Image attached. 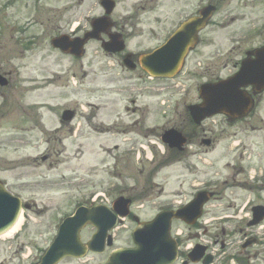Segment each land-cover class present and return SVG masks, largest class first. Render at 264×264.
<instances>
[{
  "label": "rangeland",
  "instance_id": "374dc122",
  "mask_svg": "<svg viewBox=\"0 0 264 264\" xmlns=\"http://www.w3.org/2000/svg\"><path fill=\"white\" fill-rule=\"evenodd\" d=\"M116 1L118 7L112 18L119 25L117 27L125 32V37L130 42L129 51L136 50V52L158 45L191 13H195L201 3V0ZM6 2L7 0H0V30L2 29L5 42L8 36L12 35V32H9L12 13L19 19L42 18L43 26H38L39 30L32 26L31 34L41 35L42 31L44 37L41 35L38 38V46L34 51L36 53L27 54L25 64L12 61L9 66L5 63L8 71L2 70V72H12V83L8 89L0 88V180L22 192L23 199L33 205L24 215L21 230L9 238L0 239V264L38 262L52 243L63 219L70 216L80 205L87 204L92 194L104 192L108 194V187L114 185L117 190L111 191L110 194L116 193L115 196L124 194L131 198L133 219L130 216L119 226L115 233L113 248L103 254L88 253L82 260L68 258L61 263L105 264L112 250L132 246L131 233L137 225L136 219L140 222L153 219L158 210L168 205L169 200L179 199L186 193L185 190L189 192V187L185 188L184 183H181L186 174L189 185H191L190 180L196 177L194 174L193 177L189 176L183 165L172 163L170 166L169 155L155 164L150 162L151 158L147 157L146 153H141L138 158V147L144 146L148 138L141 136L152 127L157 129V132L163 126L168 127L173 124H182L184 127L190 120L186 107L200 99L198 89L201 84L218 77H225L232 70L233 63L242 57L241 53L264 44V0H232L225 8L221 7L215 17V31L207 32L204 40L189 54L182 73L172 82H159V85L152 83L150 88L154 90H141V86H137L133 98H139L136 104L142 109L139 111L131 109L129 112L123 111L128 106L129 97L128 91L125 90L128 83L124 79L136 76L138 72L109 66L101 56L98 58V64L94 62L92 58L95 50L101 53L97 43H91L86 47V55L82 60L65 56L62 58L52 54L49 49L50 38L61 32L62 26L66 31L78 23L81 17L102 13L100 0H42L41 3L47 9L43 13L35 10L38 6H33L34 0H18L15 6H7ZM142 2H146L144 7L137 9ZM226 15L229 18L234 17L235 20L227 24L224 18ZM137 19L140 20V24H137ZM220 21L224 22L220 23ZM141 33L143 37L140 36ZM229 50H234V53L229 54ZM7 51L8 49L3 50L5 53ZM219 54L221 57L218 60L210 59ZM17 57L16 53H13L8 58L18 60ZM13 65L20 68L21 74L16 72ZM44 66L49 67L51 73L61 72L65 76L55 84L53 90L27 93L22 88L26 84H18L17 78L22 75V79L30 80L33 71L44 69ZM73 74L76 76V86L73 83ZM98 75L101 81L96 78ZM115 77H118V81H112ZM31 85L37 87L28 83V86ZM128 88L130 92L135 86ZM157 89L161 90L157 91ZM97 96H101L102 101L94 102ZM143 96L145 97L142 98ZM18 100L21 101L22 106L50 103H48L50 110L44 109L41 119L48 131L59 126L58 120L62 109H77L79 117L75 123L81 124L77 138L65 132L62 135L63 149L61 143L57 141L50 145V148H59L61 154L55 156L50 152L52 160L42 163L40 157L49 148L46 143L48 132L34 133L32 137L27 138L12 136L14 134L12 122L20 115ZM90 104L102 108L100 113L90 108ZM92 113L97 115L98 122L106 121L105 127L115 118L120 121L118 123L120 126L121 122L128 125L135 119H141L140 124L133 129L141 136L95 135L90 131L87 123ZM258 113L264 119V106H261ZM247 123L256 127L264 126L256 118H250ZM213 125L214 133L218 135L226 123L222 118L217 117ZM228 129L235 130L238 126ZM248 132V137L243 134L241 138L246 141L249 139L251 148L258 150L256 142L264 139V132L253 133L249 128ZM68 136L70 138H67ZM149 140L156 139L150 137ZM116 144L120 146V150L119 153L111 154L113 158L101 149L112 148ZM199 145L198 140L194 141L196 150L199 149ZM132 148L136 151L131 150ZM204 150L205 148L202 147L198 152L203 153ZM218 150L216 147L214 151L203 155L195 153L192 158L198 160L199 157L211 156V166L204 170L207 172L211 170L210 173L222 171L224 164L231 160L227 158L222 161ZM155 153L162 155L157 149ZM122 155L124 156L121 158ZM126 155L128 156L125 157ZM118 159L120 160L116 162ZM164 162L167 166H164ZM205 180L208 179L202 176V180L196 179L192 184ZM175 192L177 195L173 199L172 195ZM207 210H210V207ZM174 228L178 233H182L187 245L193 243L190 236H193L194 230L177 223ZM92 234L91 227L84 229L83 241L87 242ZM258 264L262 263L258 262Z\"/></svg>",
  "mask_w": 264,
  "mask_h": 264
},
{
  "label": "flooded vegetation",
  "instance_id": "af4514ba",
  "mask_svg": "<svg viewBox=\"0 0 264 264\" xmlns=\"http://www.w3.org/2000/svg\"><path fill=\"white\" fill-rule=\"evenodd\" d=\"M231 1L232 0H203V7L212 5L216 8V10H219L222 5L230 4ZM213 22L210 23L204 31H212L214 28L212 25ZM31 23H35V19L32 20ZM33 25L39 26L41 24H38V21H36ZM117 26V23H112V29L109 31V35L113 36L112 33L120 34L121 37L124 38L123 30L119 29ZM22 31L25 32L24 30ZM16 34L22 38L18 41L10 40V45L16 46V49L23 47L24 49L18 51L21 55H24L27 53V50L25 49H28L29 47L27 42H31L36 39L26 40L23 36L24 33L17 31ZM96 54L100 55L98 52H96ZM128 55V52L115 55L102 53L103 57H106L108 60L115 61L116 67H123L122 61ZM140 56L141 54H131L132 62L138 67ZM239 62L240 61L233 65V69L237 68ZM6 69L5 63L0 61V74L6 77L8 83H10L12 81L11 72H2V70L7 71ZM140 78L141 77L136 79L139 80ZM57 79H61V77H58ZM125 79L127 82H130L131 80L129 77ZM54 81H58L56 80V75H54L49 81L47 79L42 81L40 86L43 87L41 89L47 90L49 87H52V83ZM262 96V94L260 96H255V107H261ZM41 106L48 105H32L19 108L20 115H18V117L12 122L15 136L32 137L34 133L46 132L45 127L41 124L42 115L40 112L43 109ZM258 109L259 108H256V110ZM250 116L252 117L256 115H252L251 113L245 118L237 119L233 116L227 117L221 115V118H223L226 125L223 126L221 131L218 130V135H216L212 128L207 124H204L197 129H191L189 126H185V128H180L178 126L177 128L175 125H171L169 127V129H177L185 140V145L181 147V151L170 148L172 156L171 160L173 159L174 164L183 165L184 169L189 172L190 175L201 174L197 171L200 163L192 162V157L195 153L203 155L214 151L216 147H218L220 159L222 161L227 158L231 160L230 162H226L224 164L222 171L219 170L216 173L217 180L215 182L207 180L204 184H202V186H200L202 189L201 191H210L214 193V196L208 204L210 210L206 209L200 221L193 227H188L184 223L177 221L173 224V235L177 232V229L175 230L174 228V225L177 223L188 229L194 230L193 236H190V239L194 241L195 244L200 243V236L202 238H206L207 244L204 245L205 255H212V261L214 264L217 263V261H235L237 264H258V262H261L264 264V230H259V225L261 223L263 225L264 223V145H259V150L254 152L248 142L249 139L246 141L241 138V135L243 134H246L247 137L249 136L248 128L253 133L262 132L261 127H256L247 123V119L251 118ZM259 121L262 122L263 120L260 119ZM90 122L91 121H89V123ZM236 125L238 126V129H228V127H234ZM135 126L137 125L133 124L132 128ZM64 128H66L68 132L72 131V129H69L67 125L61 124L60 127L51 131L53 138L46 139V142L49 144L56 141V139L64 133ZM92 130L93 132L100 133L108 131L103 127L94 126L92 127ZM196 140H198L200 144L198 150L194 147V141ZM262 143L264 144V141ZM202 147L205 148L204 152H198ZM49 151L50 148L48 149V154ZM51 152H53L54 155H59V151L57 150H51ZM41 159L43 162H49V160H52V155H45L41 157ZM258 164L260 167L256 170ZM252 169L255 171L252 172ZM182 180L184 184H186L187 174L182 178ZM190 182L192 183L193 181ZM195 185L201 184L196 183ZM198 192L199 191L197 190L196 193H194L191 190V192H186L179 199L175 198L177 195L175 193V199L173 202L171 200L170 208L172 210L179 209L180 206L182 207L190 202ZM258 206L263 209L257 211L256 207ZM260 220L261 223L257 226L256 223ZM175 239L180 247L186 244V241L182 240L181 237H175ZM214 246H216L217 249H215ZM177 261L178 263L176 264H188V261H190L188 253L180 252Z\"/></svg>",
  "mask_w": 264,
  "mask_h": 264
},
{
  "label": "water",
  "instance_id": "95a60500",
  "mask_svg": "<svg viewBox=\"0 0 264 264\" xmlns=\"http://www.w3.org/2000/svg\"><path fill=\"white\" fill-rule=\"evenodd\" d=\"M103 5L109 10L108 12H111L114 6L110 1H104ZM201 16L197 21L185 24L174 35L165 50L157 53L154 58V66L151 68L155 74L170 73L174 75L179 70L188 49L196 43V33L204 27L210 12L203 11ZM106 26L105 23L101 24L95 34L104 31ZM86 40L80 42L76 51L74 49L71 53L80 56V51L77 50L83 47ZM61 44L63 43L58 44V46H64ZM113 46L115 48L117 44L114 43ZM106 49L110 50V48ZM255 55L256 59L254 61L246 60L243 63L240 74L234 79L215 86L201 88L200 94L205 102L204 105L190 108L191 115L197 123L207 116L238 109L243 99L248 104L247 96L240 91L241 87L260 83L261 85L257 87V90L264 88V48L258 50ZM170 62H172V65H170ZM0 84L5 85L4 82H0ZM245 107L248 106L245 105ZM207 200V197H202L197 199L194 204L202 206ZM20 212L19 200L11 198L0 189V235L7 232L16 223ZM104 215H106V212L102 210L79 209L74 217L67 219L62 224L56 240L39 264H59L65 258H81L87 250L102 252L106 233L112 228L109 227L111 219L104 218L105 221L103 222L102 216ZM172 218L170 213H163L150 223L140 224L134 232V241L137 248L133 251L114 253L108 264H171L175 249L169 235ZM89 224L95 226L98 232L92 241L85 246L81 243L80 232Z\"/></svg>",
  "mask_w": 264,
  "mask_h": 264
},
{
  "label": "bare ground",
  "instance_id": "6f19581e",
  "mask_svg": "<svg viewBox=\"0 0 264 264\" xmlns=\"http://www.w3.org/2000/svg\"><path fill=\"white\" fill-rule=\"evenodd\" d=\"M23 226V218L20 217L19 220L16 222V224L4 235L0 237V239H5L13 236L14 234L18 233Z\"/></svg>",
  "mask_w": 264,
  "mask_h": 264
}]
</instances>
